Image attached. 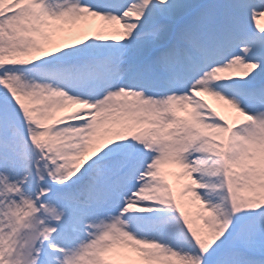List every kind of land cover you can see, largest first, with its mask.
Listing matches in <instances>:
<instances>
[{
    "label": "snow or ice",
    "instance_id": "obj_1",
    "mask_svg": "<svg viewBox=\"0 0 264 264\" xmlns=\"http://www.w3.org/2000/svg\"><path fill=\"white\" fill-rule=\"evenodd\" d=\"M0 264H264V0H0Z\"/></svg>",
    "mask_w": 264,
    "mask_h": 264
},
{
    "label": "bare ground",
    "instance_id": "obj_2",
    "mask_svg": "<svg viewBox=\"0 0 264 264\" xmlns=\"http://www.w3.org/2000/svg\"><path fill=\"white\" fill-rule=\"evenodd\" d=\"M209 102H210V103H215L214 101H211V99H210V98H209Z\"/></svg>",
    "mask_w": 264,
    "mask_h": 264
}]
</instances>
